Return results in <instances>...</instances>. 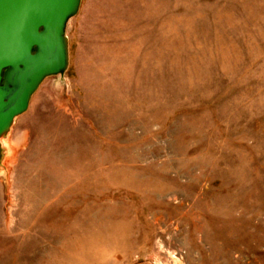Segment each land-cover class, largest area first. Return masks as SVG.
<instances>
[{
    "label": "rangeland",
    "instance_id": "obj_1",
    "mask_svg": "<svg viewBox=\"0 0 264 264\" xmlns=\"http://www.w3.org/2000/svg\"><path fill=\"white\" fill-rule=\"evenodd\" d=\"M18 116L0 264H264V0H82Z\"/></svg>",
    "mask_w": 264,
    "mask_h": 264
},
{
    "label": "water",
    "instance_id": "obj_2",
    "mask_svg": "<svg viewBox=\"0 0 264 264\" xmlns=\"http://www.w3.org/2000/svg\"><path fill=\"white\" fill-rule=\"evenodd\" d=\"M82 0H0V169L15 119L69 66L67 27Z\"/></svg>",
    "mask_w": 264,
    "mask_h": 264
}]
</instances>
